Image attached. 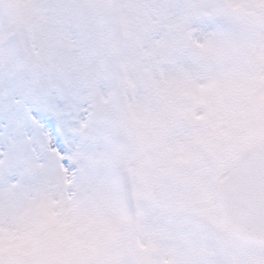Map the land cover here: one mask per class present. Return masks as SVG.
Instances as JSON below:
<instances>
[{
    "label": "clouds",
    "instance_id": "1",
    "mask_svg": "<svg viewBox=\"0 0 264 264\" xmlns=\"http://www.w3.org/2000/svg\"><path fill=\"white\" fill-rule=\"evenodd\" d=\"M260 57L264 0H0V71L73 86L87 127L104 137L83 141L69 174L54 169L47 191L71 181L65 195L78 204L82 171L108 155L117 208L100 216L93 245L109 264H235L237 249L264 261V244L230 245L210 215L167 201L177 191L168 170L175 153L199 162L222 203L214 153L230 156L226 131L242 110L241 89L264 71ZM42 195L35 184H12L0 204L33 209Z\"/></svg>",
    "mask_w": 264,
    "mask_h": 264
},
{
    "label": "snow or ice",
    "instance_id": "2",
    "mask_svg": "<svg viewBox=\"0 0 264 264\" xmlns=\"http://www.w3.org/2000/svg\"><path fill=\"white\" fill-rule=\"evenodd\" d=\"M256 64L264 69V57L256 58ZM253 77L241 89L242 110L235 114L233 128L226 131L232 136L230 156L214 153L222 203H217L211 194L199 162L185 154L173 153L168 169L177 182V191L167 197L169 205L198 207L225 230L226 243L230 245L236 240L264 244V108L257 107L258 101L264 102V71L254 72ZM250 121H255L257 127L237 138L236 130L247 127ZM81 128H87L85 121ZM45 139L46 147L34 161L41 177L35 185L42 191V199L35 208L26 210L14 203L0 204V264H109L97 255L93 239H101L103 235L100 216L117 208L113 182H89V171H82L78 204L65 195L71 181L61 185L58 192L49 193L53 170L60 169L67 176L70 160L50 138ZM250 148L253 151L247 154ZM108 164V155L99 153L97 169ZM61 203L66 210L58 213ZM24 212L30 215L31 223H25ZM237 251L235 264H264L251 259L242 249Z\"/></svg>",
    "mask_w": 264,
    "mask_h": 264
},
{
    "label": "rangeland",
    "instance_id": "3",
    "mask_svg": "<svg viewBox=\"0 0 264 264\" xmlns=\"http://www.w3.org/2000/svg\"><path fill=\"white\" fill-rule=\"evenodd\" d=\"M33 107L37 116L33 115ZM85 105L71 85L56 81L34 83L19 75L0 71V189L12 184L32 186L40 180L34 168L38 154L46 147L47 130L41 118L54 116L65 143V155L75 154L83 141L103 143L104 137L96 125L81 128ZM44 113V114H43ZM251 121L246 130L238 128L236 137L252 131ZM89 182L110 181L109 164L104 169L90 167Z\"/></svg>",
    "mask_w": 264,
    "mask_h": 264
},
{
    "label": "water",
    "instance_id": "4",
    "mask_svg": "<svg viewBox=\"0 0 264 264\" xmlns=\"http://www.w3.org/2000/svg\"><path fill=\"white\" fill-rule=\"evenodd\" d=\"M252 151H253V149H252V148H250V149H249V153H247V154H250Z\"/></svg>",
    "mask_w": 264,
    "mask_h": 264
}]
</instances>
